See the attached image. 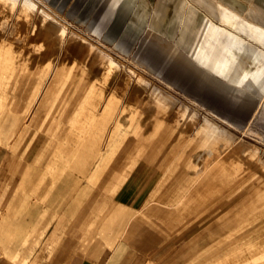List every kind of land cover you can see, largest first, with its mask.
<instances>
[{
  "label": "rangeland",
  "instance_id": "rangeland-1",
  "mask_svg": "<svg viewBox=\"0 0 264 264\" xmlns=\"http://www.w3.org/2000/svg\"><path fill=\"white\" fill-rule=\"evenodd\" d=\"M104 11L0 0V247L13 264H264V95L196 71L192 41L118 51ZM138 161L161 167L159 198L118 200Z\"/></svg>",
  "mask_w": 264,
  "mask_h": 264
},
{
  "label": "crops",
  "instance_id": "crops-1",
  "mask_svg": "<svg viewBox=\"0 0 264 264\" xmlns=\"http://www.w3.org/2000/svg\"><path fill=\"white\" fill-rule=\"evenodd\" d=\"M90 2L92 7L105 10L102 13L104 23L117 26L114 40L118 42V51L132 53L144 39L154 37L165 46L176 42L181 46V41H192L194 47L183 50L179 47V52L180 56H190L198 62L194 61L196 71L205 73V77L211 81H225L232 87L234 96L243 99L254 97L250 90L243 96L234 93L237 84L238 86L242 84L244 92L247 89H254L258 91V97L264 95V0H90ZM222 10L224 12L221 13V22L219 17ZM222 23L226 28L220 26ZM199 36L200 41L197 43ZM58 38L62 40L61 33ZM107 64L109 67L106 75L112 82L118 71L115 66L119 65L116 63L113 66L109 62ZM95 74L97 72H94ZM145 86L143 81H139L133 92L143 95ZM131 169L123 183L127 186L117 193L118 200L158 199L159 196L154 195L160 194L159 186L163 178L161 167L149 161H138ZM143 188H147V192L142 193ZM12 255L11 250L0 247V264H13ZM77 264L101 263L93 258ZM103 264L112 263L107 260Z\"/></svg>",
  "mask_w": 264,
  "mask_h": 264
},
{
  "label": "bare ground",
  "instance_id": "bare-ground-1",
  "mask_svg": "<svg viewBox=\"0 0 264 264\" xmlns=\"http://www.w3.org/2000/svg\"><path fill=\"white\" fill-rule=\"evenodd\" d=\"M45 25V23L43 22V20L41 19L36 25H35V27L33 28V33L35 34V35H37V34H39L41 31H42V28H43V26ZM52 53V52H51ZM247 58H248V56H247ZM241 74H240V78H241ZM242 85V84H241ZM238 86V84L235 86V89L237 90V92H241V93H243V88H242V86ZM100 153V152H99Z\"/></svg>",
  "mask_w": 264,
  "mask_h": 264
}]
</instances>
